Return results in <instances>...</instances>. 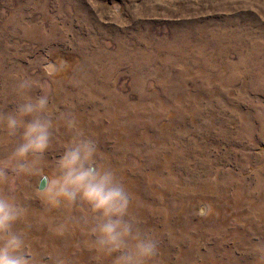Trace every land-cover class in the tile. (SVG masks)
I'll list each match as a JSON object with an SVG mask.
<instances>
[{"label":"rangeland","instance_id":"rangeland-1","mask_svg":"<svg viewBox=\"0 0 264 264\" xmlns=\"http://www.w3.org/2000/svg\"><path fill=\"white\" fill-rule=\"evenodd\" d=\"M53 117L49 175L73 132L95 146L152 237L150 264H257L264 242V0H0V116L13 77ZM18 142L0 126V164ZM38 176L0 193L32 264H111L92 248L86 204L50 208Z\"/></svg>","mask_w":264,"mask_h":264},{"label":"clouds","instance_id":"clouds-1","mask_svg":"<svg viewBox=\"0 0 264 264\" xmlns=\"http://www.w3.org/2000/svg\"><path fill=\"white\" fill-rule=\"evenodd\" d=\"M36 83L29 77H13V94L19 99L7 115L0 116L9 138L18 136L4 162L0 164V182L13 176L43 178L40 195L50 208L61 204H86L95 214L88 228L91 246L99 256H110L111 264H150L157 253L155 240L142 232L129 214V195L110 169L101 168L95 160L92 140L76 131L75 122L64 118V126L73 136L63 147L49 175L42 171L39 159L48 148L53 117L47 94H30ZM7 192L0 193V264H32L25 252V236L14 226L25 216L26 209ZM257 264H264V242L253 247Z\"/></svg>","mask_w":264,"mask_h":264},{"label":"water","instance_id":"water-1","mask_svg":"<svg viewBox=\"0 0 264 264\" xmlns=\"http://www.w3.org/2000/svg\"><path fill=\"white\" fill-rule=\"evenodd\" d=\"M42 184H43V180H42V182H41V188L43 187V185H42Z\"/></svg>","mask_w":264,"mask_h":264}]
</instances>
